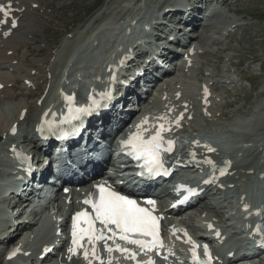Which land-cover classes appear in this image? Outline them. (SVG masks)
I'll list each match as a JSON object with an SVG mask.
<instances>
[{
  "label": "rangeland",
  "instance_id": "1",
  "mask_svg": "<svg viewBox=\"0 0 264 264\" xmlns=\"http://www.w3.org/2000/svg\"><path fill=\"white\" fill-rule=\"evenodd\" d=\"M121 1L123 0H39L40 6L32 18V21H34L33 25H36L33 29L34 31L31 33L33 40L28 45L29 54L26 56L27 64H31V59H36L39 60L36 62V67H38L41 62H45L47 63V68H54L57 72L64 64V60H60L58 52L63 51L62 41L65 40V32H71L73 30L76 31L77 29L76 32L73 31L74 33L72 34V37L80 38L89 27H92L93 24L96 23L97 19L103 17L109 10V17L116 18L117 15L115 13L117 8H119L120 5V7L123 6V4H120ZM161 1L162 0H140L139 6L142 4L143 7L148 8L151 4H159ZM98 3L99 6L96 7ZM227 6L229 7L228 11ZM220 9L221 14L215 17L212 21H218L225 17L226 20L231 21L229 24L235 22L232 27V32L229 34L231 37L229 38L221 36L218 40H216L214 35L211 36L212 33L211 35L206 34L209 27H205L198 33L200 37L198 36L195 38L199 41V44L201 42L205 46V48L202 49L205 51V54H203L201 61H205L206 63H210L212 66H217L219 68L217 71H215L213 68V73H215V76L222 77L225 74L226 69L223 71H220V69L223 67L226 68L225 66L229 63L238 69L232 68V71L236 70L237 73L232 75L233 81L228 79V81L225 82V87H223V90L225 91L218 89L221 91V97L223 101L214 102L213 105L216 108L213 116L216 117L219 112H221L222 115V112H224L225 115L222 116H225L224 118L226 120L218 122L217 124H214L213 122L209 129L205 128V130L213 132V137H217L216 140L222 144L223 141L230 143L236 137V133L233 134L225 132V127L228 128L227 126H229V129L231 128L230 126H233L236 131L243 134H247V132H255L258 135L264 134V70L261 69L262 61L264 62V0H233V2L229 3L228 5H222ZM88 10L89 12L87 13L86 11ZM230 18L232 20H230ZM70 26L71 28H69ZM195 30L197 31V28ZM210 30H212L214 34H220V31H217L218 28L211 27ZM76 38H72V40H75ZM196 39H194L195 43ZM35 46L40 47L37 52L34 51ZM223 51L226 52L221 53ZM21 52H24V48H21L19 53L21 54ZM51 54L52 56H50ZM60 55H62V53H60ZM63 56L68 58V55L66 54ZM254 56L260 57L259 60L252 62V58ZM77 57H81V59L86 57L89 59L92 58V55L84 52L83 55H79ZM71 59V63L67 66L69 72L76 69L74 66L76 62V56L72 57ZM69 72H67V74ZM196 72L192 73L194 77L190 80V83L185 84V91L188 92V95L186 96L188 97H191L189 90L193 91L197 89V77H199L197 75L199 74L197 73L196 75ZM204 72L205 71L201 69V75L203 79ZM238 72H241V75L243 74L242 78H245L246 75L248 77H254L262 73L263 77L261 80H259L258 84L255 86V89H253V84L247 79L248 77L245 79H247L250 83H247L244 80H238ZM190 78L191 75L189 79ZM221 80L223 79L217 78L213 81L218 82ZM53 82V80H50L47 90L50 84ZM34 83L37 85L35 90H33V87H29V90H25L23 88V84L21 83L20 85L17 84L14 87V91L16 93L23 94L19 96L25 98L26 95H28L27 97L29 98H26L27 105L31 108H35V113H33V117H31L32 121L37 116V113L40 109V105L38 108L34 106L35 104L33 102L37 95L44 90V84H42V82L37 83V79H34ZM217 86L219 87L220 85ZM260 87L263 90L261 93H259L261 90ZM246 97L248 99H246ZM1 99L4 100V98ZM230 103H234V105L230 106L229 108L228 106ZM1 105L3 108H10L8 111L10 120H17L16 111L10 103L4 101L1 103ZM30 107L28 111H32ZM194 109L196 110L197 107H194ZM249 111V117H245ZM233 113H236V115ZM200 114V112H196L195 117ZM230 115H232V118H229ZM227 119L229 121H227ZM196 122L197 121H194L192 125L196 124ZM26 124H28V122H26ZM198 124H196V127L204 126L203 122L200 125ZM244 137L247 136L244 135ZM255 157L256 153L254 152L246 153V155L242 157V161L254 159ZM226 202L227 201H225V203ZM227 204L229 205L230 202ZM225 206L226 205H224V207ZM21 261L22 260H20V262ZM0 264H7L3 262V257L1 254Z\"/></svg>",
  "mask_w": 264,
  "mask_h": 264
},
{
  "label": "snow or ice",
  "instance_id": "2",
  "mask_svg": "<svg viewBox=\"0 0 264 264\" xmlns=\"http://www.w3.org/2000/svg\"><path fill=\"white\" fill-rule=\"evenodd\" d=\"M14 8V0H0V15H2L3 19H0V23H6L7 18L13 15ZM21 10L22 9H17ZM17 25V20H11V26L15 27ZM8 35V32L4 33ZM207 92V89H205ZM107 95V94H105ZM69 101H72L73 97H68ZM90 99H92L90 97ZM100 105H96L95 101H93V105L89 107L83 108H72L69 109V112L72 114V119H78L81 115L91 114L96 107ZM147 121H143L142 123H146ZM140 127L139 125L137 126ZM15 129H13L14 131ZM164 125L160 124L158 126V130L155 134L151 135L149 138L144 139L142 135L137 132L133 135H130L129 139L126 141H122V145L130 146L131 152L129 154L133 155L137 160H143V167L147 169V174L151 176L152 174H159L161 169H164V154L173 151L172 140H164L161 132L164 131ZM170 130V129H169ZM147 131V129H145ZM197 143V142H194ZM207 147V146H206ZM209 151H214V149L210 148ZM194 156V153H193ZM211 167H215V164L211 160H207ZM230 165L229 161L225 162V166L220 168V175H224L227 167ZM166 172L167 169H164ZM140 175H145V173L141 172ZM206 183L209 181H205ZM99 188L98 199L84 201L85 204H91L92 209L94 210L95 215L89 218V213L77 212L73 217V227H72V245L74 247H69L68 252L74 253L77 248H84V241L87 238V242L92 245L91 255L93 258L100 260L101 264H103V260L100 256H97L95 251V244L97 241H104V248L108 252H112L114 250H119L121 252H129L127 248H121L119 244L115 245V249L107 244L108 240H114L118 238L123 241H127L129 243L138 244L141 249L146 248H155L158 245H162V241L158 236L157 225L159 217L153 215V209H149L146 207H141L135 200L129 198L128 196L121 195L118 192L111 191L106 189L102 185L97 186ZM183 187V186H181ZM189 191H192L189 189ZM148 204L155 205V201L148 200ZM244 211H248L249 206H243ZM259 213L261 210H256ZM251 214V213H250ZM82 218V219H81ZM78 221L86 227L78 228ZM99 221L101 228L96 229L95 223ZM114 226V229L113 227ZM211 227V225H209ZM257 231L260 232L261 236L264 237V227L258 225ZM107 233H111V235H106ZM219 235V233H217ZM130 236H138L140 239H129ZM151 238V241L148 242L146 238ZM190 240V238H189ZM261 242H264L262 239ZM198 246L193 242L192 248V257L196 264H212L211 254L207 245H204V254L208 257L207 260H200L196 248ZM85 258L89 256V252L87 249H84ZM132 258H135V253H132ZM71 258V257H70ZM91 264V261H89ZM148 264H154V261L151 259L148 261Z\"/></svg>",
  "mask_w": 264,
  "mask_h": 264
},
{
  "label": "bare ground",
  "instance_id": "3",
  "mask_svg": "<svg viewBox=\"0 0 264 264\" xmlns=\"http://www.w3.org/2000/svg\"><path fill=\"white\" fill-rule=\"evenodd\" d=\"M14 1H17V2H14L15 7L17 9H22V11L21 10H17L16 11V15H17V18H18V21H19V25L7 39H1L0 38V83L2 84V88L0 89V98H4V100H2V101L0 100V135L7 134L8 131L10 130V128L14 124V122L12 120H10V115L8 114V112H5L2 109V107H1V103L2 102L7 101L8 103H10L12 105V107L14 108V110L16 111V114H19L22 110H25L26 112L29 110V107L26 106L27 103H26L25 98H23V97H21L19 95H18L19 97L17 98L16 93H14L13 89L10 88V83H14L17 78L22 79L26 83H30L31 82V78H33L31 70L35 69V71H36V68H33V67L29 68L28 67V64L26 63V55L29 53L28 43L31 41V35L32 34H30L29 38L27 37V35L34 31L33 29L35 28L36 24L33 25L34 21H32V18L34 16L33 11H34V8H37V6L39 5V2L38 1H34V0H14ZM96 17H97V15H96ZM89 23H90V21H89ZM195 26H196V24H193L194 28H195ZM226 30H224V31H226ZM217 31H220V33H221L222 30H220L218 28ZM198 36H199V34H197L196 37H198ZM72 38L74 39L76 37H72ZM68 41H70V39L66 38L64 40L65 49H63V51H64V53L69 55L70 52L72 51V42L74 40H72L70 42H68ZM19 46H23L25 48L24 52L20 56L17 55V48ZM35 50H37V49H35ZM204 52L205 51H202V54H205ZM259 58L260 57H258V56H254L252 58V62H254L256 60H259ZM41 61H42V59H41ZM32 62L34 63L35 61H32ZM261 65H262L261 69L264 70V62L263 61H262ZM53 70H54V68H52L50 70L47 69V72L48 71H53ZM102 72H103L102 74L106 78L110 74V71L106 68V66H104V69H103ZM226 73H227V70H226L225 74ZM122 74H123L122 70L117 71V75L122 76ZM56 76H57V74L52 72V77L56 78ZM214 77H215V73H213L211 71L207 72V73L204 72V78L205 79H203L201 81V83L199 85V88H201L202 85L205 86V87L206 86L210 87V85L208 83V80H209V78H214ZM241 77H243V74L241 75ZM246 77H248V76L246 75ZM262 77H263V73L260 74V75L254 76V77L253 76H249L247 79L252 82L253 89H255V86L258 84L259 80H261ZM175 80H176L175 77H172V78H171V76L166 77V79L163 82L159 83L160 89H164L166 91H171L170 90L171 86H176L177 81L174 82ZM172 82H174V83H172ZM168 86H170V87H168ZM53 87H55V86L51 85L49 87L48 91L50 92ZM6 88L10 90L9 91L10 93H7V94L5 93V95H2V92ZM216 88L218 89L219 87L216 86ZM76 94H77V96H79L77 92H76ZM199 95H200L199 96L200 100L198 101V104H196L194 102L195 101L194 98L186 96V102L189 103V109L192 110V115L193 116L196 115V112H194L195 111L194 107L203 108L205 106V101H203V99H202V97L205 95V93L202 92V93H199ZM153 96L155 97V95H153ZM44 97L45 98L43 99V102H45L46 99L48 98L47 95H45ZM190 98H191L192 101L190 100ZM211 98H213L212 95H210V97L208 98V100L206 102H209ZM246 99H248V98L246 97ZM34 104H35L36 107L39 108L37 100L34 101ZM152 105L153 104L150 105V102H146L145 107H147L146 109H149V108H151ZM185 110L187 111V109H185ZM222 115H225V113L222 112ZM211 118H212V115L207 120L209 121V120H211ZM36 119H37V116H36ZM172 122H173V120H170L169 124H171ZM151 124L152 123L143 124V125H141V127L142 126H148V125H151ZM106 125L107 126L110 125V121H108L106 123ZM0 147L2 149L3 145H0ZM259 147L260 146H258L257 148H259ZM253 150H257V149H253ZM71 192H72V190H71ZM228 206L229 205H226L225 207H228ZM75 209H76V206L74 205L73 208L71 209V211L68 214L69 217L73 214V210H75ZM85 210H87V208H85ZM65 222H68V220L65 219ZM34 223L31 224L32 226L28 227L27 230H19L18 235H17V239L14 240L13 242H11L10 245H14L18 240H19V243L24 241V243H27L31 247V249L34 251L35 249H33V248H35L36 239H31L32 236H30V235L26 236V232H28L33 226H35L37 224V222H36V224H34ZM18 249H20V248H18ZM30 254L31 255H35L36 252H32ZM33 257L34 256H32L31 258H33ZM257 259L259 260L260 264H264V261L262 260V257H258ZM236 261H237L236 258H233V259L229 260V263H235ZM54 264H62V263L61 262H55Z\"/></svg>",
  "mask_w": 264,
  "mask_h": 264
}]
</instances>
